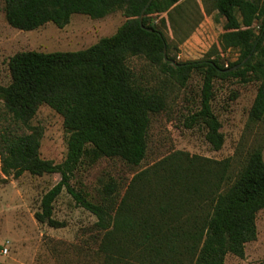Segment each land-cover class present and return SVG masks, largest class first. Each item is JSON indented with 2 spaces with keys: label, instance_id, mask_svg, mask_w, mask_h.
I'll list each match as a JSON object with an SVG mask.
<instances>
[{
  "label": "trees",
  "instance_id": "16d2710c",
  "mask_svg": "<svg viewBox=\"0 0 264 264\" xmlns=\"http://www.w3.org/2000/svg\"><path fill=\"white\" fill-rule=\"evenodd\" d=\"M148 1L4 0L7 23L23 31L48 23L63 28L75 14L102 19L122 10L126 21L114 35L85 50L24 51L9 60L11 83L0 86L8 116L3 121H9L4 127L0 115V172L15 179L25 173L59 174L34 217L51 228L65 227L54 218V203L66 191L97 218L100 264H225L228 255L243 259L246 245L257 239V216L264 210L262 147L249 154L236 174L230 158L217 161L174 151L135 174L118 203H95L72 184L85 163L102 158L139 166L147 155L151 116L166 108V83L183 87L194 72L202 76L200 108L187 127L203 124L215 151L225 143L212 106L217 81L260 83L249 120H264V0H214V10L225 19L218 45L223 51H240L228 67L217 47L203 60L178 62L163 30L166 18L155 23L154 17L167 14L172 21L174 13H182L184 0H153L142 27L139 18ZM165 47L175 64L165 61ZM140 57L166 80L155 85L139 75L131 59ZM43 105L64 120L68 141L61 163L40 155L42 133L31 122ZM118 192L116 184H107L105 200Z\"/></svg>",
  "mask_w": 264,
  "mask_h": 264
},
{
  "label": "rangeland",
  "instance_id": "374dc122",
  "mask_svg": "<svg viewBox=\"0 0 264 264\" xmlns=\"http://www.w3.org/2000/svg\"><path fill=\"white\" fill-rule=\"evenodd\" d=\"M214 0H184L181 14L155 16V23L167 20L163 28L172 45L171 56L178 62L199 61L208 57L214 47L221 50L225 66L240 58L238 49L223 51L219 38L224 32L225 19L213 8ZM5 3L0 0V86L11 83L9 60L17 53L38 51L44 53L85 50L102 38L114 35L126 21L122 10L102 18L92 19L75 14L69 24L60 28L54 23L31 31L10 26L5 18ZM258 31V28H257ZM139 75L151 78L155 85L166 80L147 60L131 59ZM260 83H244L237 79L217 81L213 110L222 124L225 143L215 151L206 140L203 124L187 127V120L200 108L202 76L193 73L187 85L166 83L168 100L164 111L151 116L147 134V155L139 166H131L120 159L102 158L94 164L85 163L76 173L72 184L98 204L118 203L126 186L138 172L154 165L174 151H185L208 159H232L231 171L236 174L249 154L263 148L264 120L252 123L249 112L255 101ZM0 100L1 123L8 126ZM42 133L40 155L45 160L61 163L67 155L68 133L61 115L50 107L39 108L31 122ZM61 179L59 174L34 176L25 173L18 179L0 172V250L7 246L9 253L0 256V264H100L98 251L101 233L96 228L97 218L78 207L64 191L54 203V218L66 224L51 228L36 221L45 193ZM114 183L119 189L112 200H105L104 188ZM257 239L246 245L243 259L226 257L225 264H264V210L257 216Z\"/></svg>",
  "mask_w": 264,
  "mask_h": 264
},
{
  "label": "water",
  "instance_id": "95a60500",
  "mask_svg": "<svg viewBox=\"0 0 264 264\" xmlns=\"http://www.w3.org/2000/svg\"><path fill=\"white\" fill-rule=\"evenodd\" d=\"M152 1H153V0H149L148 3L146 4V6H145V7L142 9V11H141L140 18H139V19H140V23H141V25H142V23H143L144 14H145L146 10L148 9V7L151 5ZM142 27H143V25H142ZM150 31H152V30H150ZM250 57H251V55H250L247 59H245L241 64H239V65H237L236 67H234V68L232 69V71L237 70L238 68H241L242 65L245 64V63L249 60ZM164 58H165V61H167V62H171L172 64H175L174 61H172V60H170V59L168 58L166 47H165V49H164Z\"/></svg>",
  "mask_w": 264,
  "mask_h": 264
},
{
  "label": "built area",
  "instance_id": "2783aa9c",
  "mask_svg": "<svg viewBox=\"0 0 264 264\" xmlns=\"http://www.w3.org/2000/svg\"><path fill=\"white\" fill-rule=\"evenodd\" d=\"M9 253V248L7 246H4L1 250H0V256H6Z\"/></svg>",
  "mask_w": 264,
  "mask_h": 264
}]
</instances>
